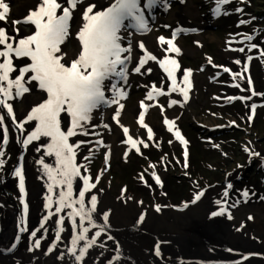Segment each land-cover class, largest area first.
Returning a JSON list of instances; mask_svg holds the SVG:
<instances>
[{"label": "rangeland", "instance_id": "rangeland-1", "mask_svg": "<svg viewBox=\"0 0 264 264\" xmlns=\"http://www.w3.org/2000/svg\"><path fill=\"white\" fill-rule=\"evenodd\" d=\"M8 2L3 0L7 6ZM19 2L23 0L9 5L8 10L15 11ZM82 2L77 0L75 6L77 24L74 29L84 19ZM107 2L112 4L105 12L117 5V0ZM136 5L131 18L125 17L117 32L120 38L117 42L126 50L120 55L128 60L127 57L133 55L130 46L142 45L140 61L153 72L136 74L132 69L128 72L125 62L117 65L118 73L123 68V76L114 73L102 81L101 90L109 104H98L88 113L87 120L72 126V139L67 137L69 143L71 140L69 146L73 149L79 178L89 183L90 188L107 194L103 198L94 197L100 211L84 213L85 219H93L85 222L81 232L83 239L76 241L80 251L87 244L101 253L106 246L107 254L114 251L110 261H116L123 252L118 245L126 246L131 242L128 245L136 247L134 253H148L155 250L154 244L161 237L179 238L191 228L207 236L210 230L219 227L223 228L224 247L240 243L247 245V249H262L264 0H155V3L136 0ZM19 17H12L18 21L16 24L7 16L0 20L8 37L5 44H0V52L7 51L6 44L18 47L20 34L26 39L31 36L32 32L20 23ZM138 18L145 24L143 29L139 27ZM134 25L138 26V33ZM161 38L171 40L172 47L179 51L171 50L166 42L161 43ZM144 39L149 41L150 47H146V41L141 43ZM67 45H59L65 59L55 53L64 65L76 57L75 44ZM8 60L12 70L8 72V79L0 80L3 90L0 106L10 124V127L4 124L6 120L1 114L0 232L11 225V207L15 208L13 217L17 219V228L15 235L8 236L6 249L10 255L0 254V264H39L37 257L66 243V229L71 224L47 211L44 205L41 207L42 201L36 197L34 158L29 155V142L25 139L37 131L36 116L29 104L41 98L44 89L31 79L34 75L31 71L23 74L21 87L17 88L15 81L21 76L20 70L32 61L17 57L14 52L7 57L0 56V64ZM188 72L191 74L187 77V86L193 87V94L183 96V100L168 97V85L170 93L172 89L179 92L171 83L172 79L183 78ZM3 73L0 69V76ZM152 73L154 77L162 76L154 82L149 77ZM119 77L121 79L117 80ZM162 81L167 82V88L160 86ZM147 102L150 105L147 106ZM132 110L140 112L138 122L147 129V136L138 140H131L123 130L131 124ZM99 111L116 119L118 130L98 120ZM69 116V112H63L59 125L65 135L70 129L66 124L70 122ZM117 135L122 137V145L108 152L106 142L110 144ZM16 169L23 177V192ZM114 197L123 200L121 202L137 201L149 209L139 211L128 205L123 213ZM156 208L161 210L157 217L151 211ZM203 211L217 216L219 220L212 223L216 227L200 230L197 224L203 219ZM99 218L104 219L103 232L94 225L101 224ZM175 224L179 231L177 227L168 226ZM87 226L95 233L84 235ZM96 233L103 235V239ZM100 242H104L102 248ZM29 257L35 259L29 261ZM159 258L165 264L172 263L162 259L170 256L159 255Z\"/></svg>", "mask_w": 264, "mask_h": 264}, {"label": "bare ground", "instance_id": "bare-ground-1", "mask_svg": "<svg viewBox=\"0 0 264 264\" xmlns=\"http://www.w3.org/2000/svg\"><path fill=\"white\" fill-rule=\"evenodd\" d=\"M94 3L96 5H99L98 2H94ZM96 5L91 6L92 10L90 12L87 11L85 12V14L89 13L87 17L90 18L94 15L96 16V12L99 11ZM84 21L85 22L83 23V27L90 22L88 18L85 19ZM137 30H138V26H136L135 29L136 33H138ZM76 38H77V34H76ZM145 41L147 42V44H145ZM143 44H145L146 47H150L149 41L147 39L143 40ZM79 45H80V49L82 50L81 42H79ZM124 62L126 63L127 65L126 68L128 69L129 72V70L131 69V67H129L131 62H128V64L127 61ZM146 65L147 64L144 65L142 64L140 68H143ZM161 76L162 74L160 75V77ZM165 83L166 81L165 82L162 81V84H160V86L163 85L164 87ZM167 87L166 88L169 89L170 92L169 86ZM190 90H192V88H190ZM173 91L174 90H172V92ZM41 94H42L41 98H38L34 101V103L29 104L31 107L32 114L36 117L38 116V114H36L34 110L40 107V105L46 103L47 100L49 99L46 90H43ZM66 109H67V105H65L61 109V111L67 113L68 111ZM61 111L58 113L56 118L59 125L61 118L63 121V112ZM1 114L2 117H4L6 120L4 124L5 125L7 124V126L10 127V124L8 122L9 121L8 117H6L3 108L0 106V115ZM105 121H108V118H106ZM34 123L36 124L35 126L37 127L36 128L37 135L34 138L35 142L33 140H29L28 147L30 148L29 155L32 156V158H34V169L36 171L35 178L38 182V185L36 184L37 186L35 189L36 197L38 198V201L39 200L42 201V203H39L41 207L44 205V208L47 211L53 213L54 215H56L57 217H59L64 221H68L71 224L70 227L66 229V235L68 240H66V243L62 244V248L59 249L60 246L59 248H53L52 251L43 255L42 259L46 260L47 264L68 263L69 261L68 259L59 260V255L63 254V250H65V252L68 253L69 256H72L70 257V259L76 258L80 255L79 243L78 242L76 243V241L81 237V232H83L84 230L85 222H87V220L93 219L92 217H87L85 219L84 213H91L93 212V210L100 211L97 200L95 199V203L93 204V199L90 197L93 196L95 198L97 197L103 198V195H107V194H105L103 191L99 189L90 188L89 183L85 182L82 178H79V173L74 165L75 158L73 157V154L65 152L63 157L58 156L56 154L57 149L55 147V141L53 137L48 135H43L42 133L38 132V129L41 128L40 119L36 118V122ZM144 129L147 132L145 126ZM60 132L63 133L62 130ZM140 134H142V132H136V131L131 132V136L140 135ZM37 140L38 142H36ZM115 143H117V140L115 141ZM67 144L69 145V141H67ZM107 150L108 152L115 151L116 146L111 145V147L108 148ZM66 158H70V166L67 169L68 174L65 176L61 174L66 171L61 161L62 159H66ZM75 175L78 177V179L81 182L78 179L74 178ZM81 193H83V196H81ZM82 198L84 200H82ZM114 200L117 202L119 208L123 213L125 212L126 207L128 205L133 206L139 211H141L142 209L144 210L149 209L147 208V206L144 207L143 204H139L137 201L134 202L133 200H129L126 202H121L123 200L118 199L116 197H114ZM10 210H11L10 213H12V218L10 223L9 222L8 223L9 225L10 224L11 225L9 226L10 229L8 228V230L5 229L2 231L3 235L1 236L2 237L1 243L3 244L7 243L8 236L10 234L12 236L15 233V229L17 228V223H16L17 219L13 217L15 216L14 214L16 213L15 208L11 207ZM151 211L154 213L156 217L159 214H161V210L159 208L151 209ZM202 213L203 214H201L202 215L201 217H203V219L199 224H197L198 226H200V230L205 227H207L208 230H210L211 227H216L212 223L214 222V220L216 221L219 220L217 216L212 212L209 213L208 211L207 212L203 211ZM82 214H83V219L85 221L82 219ZM49 217L53 218L55 216H49ZM99 219H101V224L98 226L96 224L94 225L95 227H97L98 230L103 232L104 219L102 218ZM168 226L177 227V224H175V226H170V225ZM177 228L179 231V227ZM222 230H223L222 227L216 229L213 228V230L212 231L210 230L211 232L209 231V234L206 236V234L203 231H197V230L193 231V229L191 228L188 231H186V233L183 236H180L179 238L175 237L172 239L169 237L168 238L161 237L154 244L155 250L148 251V253H146L145 251H139L137 253H134L136 251L135 250L136 247L128 245L131 242L127 243L126 246L118 245V247L121 250H123L120 257L116 261H110L106 264H165L159 258V255L170 256L171 258L169 259H164V258L162 259L165 260L166 263L172 262L171 264H264V246L262 247V249H247V245L244 244L241 245L240 243H236V245H233L231 248L224 247L223 245L225 239L223 240L221 237ZM88 233H95V232L94 231L92 232V230H90L89 227L87 226L84 235ZM97 235L99 236V238L103 239L102 238L103 235L101 234H97ZM1 243L0 246H2ZM103 243L104 242H100L99 244L100 248H102ZM236 246H241V247L239 249H232L233 247ZM93 252H95L94 256L91 259H89L87 262H84L85 264H99L100 263L99 261L105 257V251L103 250L101 251V253H98L97 249H94ZM71 264H76V263L73 262Z\"/></svg>", "mask_w": 264, "mask_h": 264}, {"label": "snow or ice", "instance_id": "snow-or-ice-1", "mask_svg": "<svg viewBox=\"0 0 264 264\" xmlns=\"http://www.w3.org/2000/svg\"><path fill=\"white\" fill-rule=\"evenodd\" d=\"M72 6H75L76 0H69ZM47 7L41 8L37 16L41 18L47 17L46 22H37L39 29L34 35L27 39L19 40V46L13 48L12 44H6L7 51L0 52V56L7 57L10 52H14L17 57H27L32 63L29 66L21 69V76L17 78L15 84L17 88L21 87V80L25 72L31 71L34 75L32 80L39 82L42 89L46 90L49 99L46 103L36 108L34 112L41 121L39 133L52 136L55 141L57 155L63 157L64 153H72L73 149L67 144V136L73 135L72 131L67 133V136L60 132L57 122V115L61 109L67 105V111L72 115L74 124L78 126L80 121L87 120L90 113L98 104L106 103L104 92L102 89V81L110 74H118L123 76V68L117 72V65H123L124 61L120 57V53L126 51L122 49L117 42L120 38L117 32L120 28L122 20L131 16L132 11L136 9V0H117V5L108 12L102 13L99 16L86 17L90 20L80 33L78 39L81 42L82 50L78 54V58L72 61L71 66H65L60 62L61 57L55 55L59 52V45L64 42L67 31V20L70 16L68 9L63 10V15L56 17L55 9L60 7L57 0H44ZM150 3H155V0H150ZM0 20L6 18L8 6L0 0ZM91 9H89V12ZM31 20V18H29ZM139 27L143 29L145 24L139 19ZM8 39L3 29H0V44H5ZM168 43L171 50L178 52V49L172 47V41H164L161 38V43ZM34 45V47H31ZM141 47H143L141 45ZM152 57H149L151 59ZM143 63V61H141ZM175 63V61H170ZM0 69L4 70L0 80L8 79V72L12 70L11 61L8 60L4 64H0ZM90 69V71H89ZM139 71V69H137ZM228 71V69H225ZM191 73L185 75V80ZM171 75V73H169ZM11 87V84L9 85ZM0 91H3L0 89ZM27 91V89H24ZM151 98V94H149ZM186 98V96H185ZM116 102V101H113ZM2 103V101H0ZM11 111V109H9ZM34 117H29L32 119ZM143 117H141V121ZM3 121L0 120V123ZM19 127V125H18ZM127 133V129H124ZM37 133L33 134L35 138ZM179 138V133H176ZM151 136V132L149 133ZM7 137L5 136V142ZM133 143V141H129ZM2 154V153H0ZM65 172L62 175H67V169L70 166V158L62 159ZM15 175L20 177V191L23 192V177L19 169H16ZM247 195V193H244ZM83 196V193H81ZM199 199V196L196 197ZM95 198L93 197V204ZM218 214V213H217ZM35 235V233H33ZM83 239V237H80ZM80 257L78 256L77 259Z\"/></svg>", "mask_w": 264, "mask_h": 264}, {"label": "flooded vegetation", "instance_id": "flooded-vegetation-1", "mask_svg": "<svg viewBox=\"0 0 264 264\" xmlns=\"http://www.w3.org/2000/svg\"><path fill=\"white\" fill-rule=\"evenodd\" d=\"M18 1L19 0H9L8 6L9 5H12L14 3H18ZM81 1H83L82 2L83 3L82 11H83V14H84L83 15V18L84 19H83L82 23H80L76 29H74V26L77 24V18H76L77 13H75V10H76V7L75 6H76V3H77V0H76V3H75V6L74 7L69 2V0H57V3L60 5V7H58V8L55 9L56 17L62 16L64 9H68L69 12H70V16H69V18L67 20V31H68V35L66 36L64 42L61 43L60 45H65V44L67 45L68 44L67 46H71V45L75 44V47H76V57H75L74 60H76L78 58V54L81 51L80 45H79L80 40L78 39V34L82 30V27H83L82 24L85 22L84 20L87 19L86 17L89 15V13L85 14V12L86 11L89 12V9L92 10V7L91 6L96 5L94 2H98L99 5H96V6L98 7V10L99 11L96 12V16H99L100 14L104 13L105 12V9L108 8L112 4L111 2H107V0H97V1H95V0H81ZM18 5L19 6L16 7L15 11L14 10H11V11L8 10L6 16L8 18L10 17L11 21H13V23L16 24V23H18V21L15 18L18 19V15H19L20 16L19 17L20 23L27 30H29L30 32H32L31 33V36H32V35H34L39 30L37 28V22L44 23L47 20V17L46 16L43 17V18H41L40 16H37L36 15L37 13H40L41 8L47 7V5H45L44 0H23V2H19ZM13 16L15 18H12ZM29 18H31V20H29ZM3 28L4 27L2 25H0V29H3ZM135 28H136V26H135ZM76 34H77V38H76ZM20 35L21 36L19 37V39H26L25 38L26 36L24 34H20ZM141 41H142L141 43L143 44V40H141ZM130 47L131 48L134 47L133 48V55H129L127 57L129 59V62H131L129 67H131L132 71L134 70V72L136 74H138V73L143 74V72H147V73L153 72L152 69H150V71H149L147 68H145L146 66H144L143 69L140 68L141 65H142V63L140 61L142 59V57L141 58H139V57L141 55H143L142 54V51H141V48L142 47H136L134 45H132ZM57 53H59L60 55H62V57L64 56L62 59H65V55L62 54L63 51H62L61 48H60V51L57 52ZM121 59H124L123 61H126V58H121ZM71 63L72 62L66 63L65 66H69L70 67L71 66ZM137 69H139V71H137ZM89 71H90V69H89ZM113 75H114V73H113ZM153 75H154L153 73L150 74V76H149L150 79L154 80V82H157L158 79H160L159 78L160 77V74L156 75L155 77ZM181 77H178V78H175L174 77V79H172V82H171V83H174L175 88H178L179 92L178 91L176 92V90L173 91V92L171 91V93L169 92L168 97H170V98H173V97H181L180 100H183L182 99L183 96L185 97V96H190V95L193 94V90H194L193 87L192 86H187L188 81L185 80V77L184 76H183V78H181ZM120 79H121V77L117 78V80H120ZM171 83H170V85H171ZM165 85L167 86V84H165ZM190 88H192V90H190ZM170 90H171V88H170ZM108 104H109L108 102L103 103V105H105V106L108 105ZM146 105L148 106V105H150V103L147 102ZM139 113L140 112L138 110H132V113L130 114V116L132 115L131 116V124H129V126L126 125L125 128H124V129H127L128 130L127 133L126 132H124V133H126L131 140L132 139H137L138 140V139L143 138L144 136H147L146 135L147 132L144 129V126H142L138 122L139 120L137 118L139 117ZM72 118H73L72 115H70L69 116V120H70L71 124H70L69 121H67V123H66L69 126V128H70L69 131L71 130V128L73 126L72 125ZM106 118H108V121H105ZM98 120H101L102 123H105L106 125L111 126L115 130H118V123H117L116 119H114L111 116H108L107 114H105V112L103 113V111L102 112L99 111ZM140 125L142 126V128H140ZM132 131L142 132V134L131 136V132ZM67 133H66V136H67ZM69 137H70V139H72V135H70ZM121 138L122 137H120V135H117L116 137H114L113 139H111L112 142L109 141V142H111L110 144L107 141L106 142V145L107 146L105 147L106 150L108 148H110L111 145H115L116 147L119 146V145H122L120 143L121 140H122ZM116 140H117V143H115ZM118 140H119V143H118ZM69 144H71V140H70V143ZM81 175H82V173H81ZM9 229H10V227H9ZM0 243H1V241H0ZM7 243H5V244L1 243V245L6 247V244ZM105 248H106V246H105ZM94 249H96V248L95 247H92L90 245H87V244L83 248V251H80L81 249L79 248V252H80V255H79L80 258L79 259H77V257L70 259V257H72V256H69L68 253H66L65 250H63V254L62 255H59V260H63V259H68L69 260L68 263H63V264H71L73 262L76 263V264H85L84 262H87L89 259H91L94 256V253H95V252H93ZM104 249H103V251H104ZM113 253H114V251H112L111 254H107L105 252V257L99 261L100 262L99 264H106V263L110 262V260H112L111 257L113 255ZM0 254H1V256H9L10 255V254H6L5 252H1ZM107 258H110V259H107ZM33 259H35V257H31V258L29 257V261L30 260H33ZM36 259H38L39 264H47L45 262V260L42 259V256L41 257H37ZM2 262H5V261H2ZM5 263H7V261Z\"/></svg>", "mask_w": 264, "mask_h": 264}, {"label": "water", "instance_id": "water-1", "mask_svg": "<svg viewBox=\"0 0 264 264\" xmlns=\"http://www.w3.org/2000/svg\"><path fill=\"white\" fill-rule=\"evenodd\" d=\"M210 131H212V130H210ZM33 137V133L31 134V138ZM30 137H28V139H25V140H27L28 142H29V140L31 139ZM28 142H27V144H28ZM33 143V142H32ZM77 174V173H76ZM74 178L75 179H78V177L75 175L74 176ZM79 180V179H78ZM80 181V180H79ZM81 182V181H80ZM0 236H2V233L0 232ZM1 250L3 251V252H5L6 254H8L9 252H8V250L6 249V247L5 246H0V253H1Z\"/></svg>", "mask_w": 264, "mask_h": 264}]
</instances>
